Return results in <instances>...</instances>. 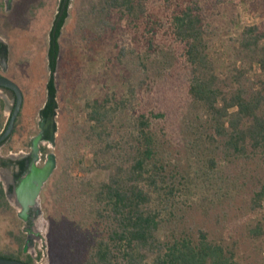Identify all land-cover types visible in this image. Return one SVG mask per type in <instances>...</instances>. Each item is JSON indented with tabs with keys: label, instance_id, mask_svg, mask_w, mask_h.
Returning a JSON list of instances; mask_svg holds the SVG:
<instances>
[{
	"label": "trees",
	"instance_id": "obj_1",
	"mask_svg": "<svg viewBox=\"0 0 264 264\" xmlns=\"http://www.w3.org/2000/svg\"><path fill=\"white\" fill-rule=\"evenodd\" d=\"M70 1L61 0L50 33V108ZM244 1L264 16V0ZM207 8L206 0L92 4L85 22L92 17L93 35L104 31L112 38L119 27L125 30L141 70L121 97L110 91L87 102L94 165L80 181L65 175L56 185L59 203L85 237L75 264H242V258H263L254 244L264 236L262 220L248 225L246 215L264 218V21L242 28L224 73L211 53L215 26ZM123 52L116 54L119 64ZM192 108L198 122L191 128ZM128 110L132 116L125 115L124 129L114 136L117 115ZM20 130L17 119L0 146ZM11 163L1 160L2 166ZM193 163L199 175L191 179L199 180L193 188L211 197L199 203L181 195ZM19 165L22 174L26 159ZM99 171L106 174L102 180L94 176ZM0 207L14 212L1 183ZM15 239L17 251L0 257L22 260L25 236ZM25 261L35 264L31 256Z\"/></svg>",
	"mask_w": 264,
	"mask_h": 264
},
{
	"label": "rangeland",
	"instance_id": "obj_2",
	"mask_svg": "<svg viewBox=\"0 0 264 264\" xmlns=\"http://www.w3.org/2000/svg\"><path fill=\"white\" fill-rule=\"evenodd\" d=\"M60 2L61 0H0V12L8 24L1 26L0 30L4 32L12 51L10 70L3 76L24 88L25 102L22 114L26 115V119L21 116V130L13 137L12 142L0 147L2 159H15L22 151H27L24 142L30 139L32 132L38 131L39 111L49 97L47 84L51 71L48 49ZM98 3L99 0H71L68 7V17L59 39L61 49L58 66L54 74L57 85L56 144L50 145V148L45 144L46 149L55 155L57 165L38 199V208L37 205L34 208L35 211L39 210L38 215L35 213L33 218L28 220L19 216L21 205L16 195L9 192L10 173L0 167V183L6 190L7 200L14 210L13 213H5L0 207V252L17 251L15 236L22 233L25 242L21 258L31 256L35 264H75V250L85 247L83 231L71 218L70 211L64 208L65 204L59 203L56 185L63 181L65 175L76 178L77 181L74 182L80 181L87 174L86 171L94 165L93 143L89 138L90 128L87 121V102L93 98H102L110 91H117V96L121 97V93H127L132 83L137 80L141 70L130 35L125 30H119V27V31L117 30V34L112 38L105 35L104 31L93 35V24L92 21L91 24L89 22L92 17L90 16L88 22H85V19L87 14H91L92 4ZM206 3L207 12L215 26L211 53L214 59L218 60L220 70L226 73L232 67L235 40L242 28L259 24L264 21V16L259 12L254 13L249 1L206 0ZM100 34L101 38L98 37ZM116 43L120 47L114 46ZM122 47H125V50ZM120 50L125 53L121 64L115 58ZM36 105L37 116L33 119ZM128 112L129 110L117 115L114 121V136L118 135V130L124 129L122 123L126 122L125 115L132 116ZM191 112L187 121L192 128L198 121L193 114V108ZM23 125L27 128L26 140L21 139ZM11 146L14 148L9 151ZM191 159L196 161L194 157ZM191 167L190 175L181 186L184 200L189 201L188 203H199L206 197L211 198L202 194L200 189L193 188L199 180L191 179L199 175H195L197 165L193 163ZM97 173L92 176L100 180L106 175L99 171L98 176ZM188 186L191 188H187ZM246 217L248 225L255 226L256 221L262 220L261 224L264 226V218L251 215ZM10 232H13V235ZM254 244L264 252V236L255 240ZM262 256L263 258L257 261L250 259V263L245 258L240 261L242 264H264V253Z\"/></svg>",
	"mask_w": 264,
	"mask_h": 264
},
{
	"label": "water",
	"instance_id": "obj_3",
	"mask_svg": "<svg viewBox=\"0 0 264 264\" xmlns=\"http://www.w3.org/2000/svg\"><path fill=\"white\" fill-rule=\"evenodd\" d=\"M1 11V6H0ZM0 88L8 89L15 95V102L11 111L10 119L5 129L0 134V145L8 140L14 133L16 120L21 112L24 94L20 86L9 78L0 75ZM50 99V97H49ZM42 142V135L39 134L32 141V157L33 161L29 165V170L21 178L16 189L17 200L21 205V212L19 216L28 220L33 213L34 207L43 191L45 184L52 177L56 169V158L54 154L49 155L47 162L44 166H37V158L40 153V144ZM51 144H55V139L51 140ZM37 212V211H36ZM37 214V213H36ZM0 264H29L23 260L9 259L0 257Z\"/></svg>",
	"mask_w": 264,
	"mask_h": 264
},
{
	"label": "flooded vegetation",
	"instance_id": "obj_4",
	"mask_svg": "<svg viewBox=\"0 0 264 264\" xmlns=\"http://www.w3.org/2000/svg\"><path fill=\"white\" fill-rule=\"evenodd\" d=\"M49 104H50V99L48 97L44 106L39 111L40 121L38 122V131L34 136L30 137V139H29L30 144H29L28 150L22 151L21 154L17 158L12 159V163L9 166H2L1 165L2 158H0V167L7 169L10 173L9 192L11 194H15V195L17 194L16 189L18 187V184H19L21 178L29 170V165L33 161L32 141L36 136H38L39 134L42 135V142L40 144V153H39V157L37 158V161H36L37 166H39V167L44 166L48 160L49 155L53 154L50 151L44 153V149L46 148L45 144H48V148H50V145L54 146L56 144V132L58 129L57 128V122H56V100L54 101L52 108H50L48 106ZM26 133H27V128L25 125H23V131L21 132V139L27 137ZM52 139H55L54 145L51 144ZM24 140H26V138ZM23 159H26L27 166H26L25 172L21 174V167L19 165V161H21ZM16 197H17V195H16ZM37 208H38V201H37ZM35 213H36V211L34 210L33 213H31V217H33L35 215ZM38 214H39V210L37 209V215ZM29 226H31V224ZM22 260L25 261V259H22Z\"/></svg>",
	"mask_w": 264,
	"mask_h": 264
},
{
	"label": "crops",
	"instance_id": "obj_5",
	"mask_svg": "<svg viewBox=\"0 0 264 264\" xmlns=\"http://www.w3.org/2000/svg\"><path fill=\"white\" fill-rule=\"evenodd\" d=\"M1 14L2 13L0 12V27L3 25H8L7 21L5 19H3L5 17ZM1 45H5L8 48L6 51V55L5 54L3 55V53L0 52V75L3 76V75H5V73H8V71L10 70L9 64H10V58L12 57V55H11L12 51H10L9 43L7 42V38L4 34V32L0 30V46ZM8 50L10 52H8ZM24 84H25V87H27L26 82ZM21 89H22L23 94H24V88H21ZM0 100L3 102V105H4L3 110L0 109V124H1L0 131H3L7 125L8 119L10 117L9 112L13 109L14 102H15V95L12 91H10L8 89L0 88ZM24 102H25V98H24ZM24 102H23V105H24ZM45 102H44V104H45ZM44 104L42 105V107L44 106ZM11 107H12V109H11ZM35 107H36V110H35V115L32 117L33 119L35 118V116H37V105ZM22 109H23V106H22ZM22 109H21V112L17 118V119H19V122L21 121L22 115L26 119V115L22 114ZM40 109H42V108H40ZM32 118H29V120H33ZM34 130H35V128L33 129V131ZM36 133L37 132H32V134H30V137L34 136Z\"/></svg>",
	"mask_w": 264,
	"mask_h": 264
},
{
	"label": "bare ground",
	"instance_id": "obj_6",
	"mask_svg": "<svg viewBox=\"0 0 264 264\" xmlns=\"http://www.w3.org/2000/svg\"><path fill=\"white\" fill-rule=\"evenodd\" d=\"M37 213V212H36Z\"/></svg>",
	"mask_w": 264,
	"mask_h": 264
}]
</instances>
